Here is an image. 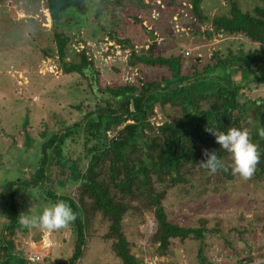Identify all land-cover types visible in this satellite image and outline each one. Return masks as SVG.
<instances>
[{
	"label": "trees",
	"instance_id": "obj_1",
	"mask_svg": "<svg viewBox=\"0 0 264 264\" xmlns=\"http://www.w3.org/2000/svg\"><path fill=\"white\" fill-rule=\"evenodd\" d=\"M134 1L145 17L156 18L152 21L155 22V26H152L154 33L162 30L157 23L160 12L162 14L176 8L170 15L171 19L177 8H181L198 24L208 22L209 27L204 31L208 39L224 36L264 45V0H216L215 6L219 7V12L213 16L204 7L205 0H161L164 8L150 5L145 0ZM85 3L86 0H46L53 27L58 28L64 23L67 11L82 10ZM154 8L158 9L159 16L152 15ZM139 16V13H135L132 20L143 27L148 40L138 47L130 39H116L123 51L130 48L127 53L128 65L139 73L135 81L102 86L100 71L94 61L88 59L85 50L77 53L78 63L64 65L67 73L78 70L85 75V71L91 72L98 88V101L90 109L85 107L84 101L72 105L80 114L78 119L61 122L62 127L44 135L46 140L41 141L40 162L30 178L0 184V199L10 210L8 223L0 232V264H10L13 254L19 255L14 243L22 227L18 222V184L22 188L42 186V194L46 198L69 201L77 213L74 247L64 264H82L96 237L95 218L98 215L109 221L101 238L110 243L122 264H144L134 253V243L125 231L124 220L130 210L142 215L145 209L153 212L156 222L155 230L147 238L151 246L166 252L174 239L184 241L196 238L200 241V263L208 264L204 257L205 238L210 232L208 221L203 218L198 226H183L169 219L164 205L170 188L178 185L193 188L192 178L196 175L213 176L201 166V161L205 159L204 149L216 151L224 162L230 157L216 143L215 136L205 129L209 127L225 133L230 127L248 129L246 121L250 120V138L259 145L261 152L255 176L264 181V138L259 135L260 129L264 128V99L253 102L241 99V81L247 78H235L244 68L259 69L261 62H264V49L258 52L246 50L241 42L236 52L231 46L226 47L227 53L221 48L213 51L211 61L206 64L201 63L198 55L190 61L191 54L186 55L183 51L167 55L161 48V36L152 40L144 25L145 19ZM194 33L199 35V30L193 28ZM111 37L114 38L113 35ZM55 39L59 58L63 61L69 38L63 36L62 32H56ZM188 63L192 64L188 67ZM152 69H166L168 73L150 74L149 70ZM252 79L264 83V75ZM168 104L179 108L180 116L171 121L155 123L152 118L156 115L157 105L163 108ZM81 137L84 146L82 156L72 157L71 148L67 153L66 146L78 142ZM225 165L227 170L219 172L231 178L228 173L231 168ZM52 178L68 188L75 185L76 193L68 196L58 194L51 187L44 189V183L51 182ZM11 247L16 248L15 253L10 250Z\"/></svg>",
	"mask_w": 264,
	"mask_h": 264
},
{
	"label": "rangeland",
	"instance_id": "obj_2",
	"mask_svg": "<svg viewBox=\"0 0 264 264\" xmlns=\"http://www.w3.org/2000/svg\"><path fill=\"white\" fill-rule=\"evenodd\" d=\"M145 1L150 5L156 3V0ZM203 4L211 16L219 12L216 0H205ZM222 5L226 6L225 3ZM174 9L160 12L157 20L162 30L156 34L163 38L159 41L167 55L191 51L190 61L198 55L201 63L206 64L211 61L213 51L221 48L227 53L226 47L231 46L236 52L241 42L246 50L258 52L264 49V45L249 40L224 36L208 39L204 34L209 27L208 22L198 24L181 8H177L173 15H177V20L170 19ZM135 13H139V17L145 19L144 25L152 30L155 26L152 21L156 18L145 17L136 8L134 0H86L82 10L67 11L64 23L58 28L53 27L46 0H0V184L26 179L35 172L41 158V141L46 140L44 135L62 127L61 122H71L80 116L72 105L84 101L85 107L90 109L97 103L98 88L91 72L85 71L89 77L86 78L81 71L67 73L64 69L66 63L79 62L78 52L85 50L88 59L94 61L100 71L102 86L136 80L138 70L132 69L127 62L130 48L123 51L122 45L116 41L118 38L130 39L141 47L148 40L143 27L132 20ZM193 28L199 30V35L192 34ZM56 32H62L69 38L63 61L57 51ZM191 64L188 63V67ZM261 65L260 71L244 68L237 73L239 77L235 78H247L241 81V99L251 102L264 99V83L252 79L264 75V62ZM149 72L154 75L168 73L166 69ZM179 116V108L169 104L163 108L157 105L152 120L160 124ZM246 124L251 137L250 120ZM69 148L72 157L82 156V137L66 146L67 153H70L67 151ZM225 163L231 168L228 172L231 178L222 172L209 177L198 174L192 178L193 188L190 185L170 188L164 201L173 222L191 227L198 226L200 219L208 221L210 232L205 238L204 251L208 264H214L212 254L216 248L233 255L236 260L264 255V181L255 174L248 180L233 174L231 156ZM56 180L52 178L51 182H45L44 189L51 187L58 194L68 196L76 193L75 185L68 188ZM42 189V186L31 189L16 187L20 215L27 213L33 205L32 214H40L44 205L58 201L46 198ZM8 217L9 207L0 199V232L8 223ZM108 225L109 221L103 220L101 215L95 218L96 237L82 264H122L110 243L101 238ZM74 226L55 232L19 228L14 238L19 255L13 254L10 264H30L31 256L40 257L34 264H64L74 247ZM155 227L153 212L149 209H145L142 215L130 210L125 216V231L134 243V253L144 264L148 258L151 259L149 264H201L199 240L174 239L170 249L162 252L151 246L147 239ZM10 250L15 253L16 248L11 247Z\"/></svg>",
	"mask_w": 264,
	"mask_h": 264
},
{
	"label": "clouds",
	"instance_id": "obj_3",
	"mask_svg": "<svg viewBox=\"0 0 264 264\" xmlns=\"http://www.w3.org/2000/svg\"><path fill=\"white\" fill-rule=\"evenodd\" d=\"M205 131L214 135L221 149L230 154L233 174L239 175L244 180L251 179L261 161V152L259 145L252 142L249 131L236 127H230L226 133L209 127ZM259 135L264 138V128L260 129ZM203 156L205 159L201 161V166L210 175L227 170L224 160L216 151L204 149ZM34 207L33 205L27 213L19 216L18 222L24 229H36L41 232L60 231L69 228L78 218L71 205L64 200L49 202L43 206L40 214H32ZM30 264H34V260L30 261Z\"/></svg>",
	"mask_w": 264,
	"mask_h": 264
},
{
	"label": "built area",
	"instance_id": "obj_4",
	"mask_svg": "<svg viewBox=\"0 0 264 264\" xmlns=\"http://www.w3.org/2000/svg\"><path fill=\"white\" fill-rule=\"evenodd\" d=\"M156 5H160L161 8H164V3L161 0H156ZM159 13L157 8H154L153 10V16H157ZM175 20H177V15L174 16ZM146 25V22L144 23ZM191 51H186V55H190ZM213 263L214 264H264V255L255 256V257H247L244 260H236L233 255H230L228 253H224L220 248H216L215 252L212 254ZM29 260L32 261H39L40 257L38 256H31L29 257ZM151 259L148 258V261ZM145 260L146 264H149V262Z\"/></svg>",
	"mask_w": 264,
	"mask_h": 264
},
{
	"label": "water",
	"instance_id": "obj_5",
	"mask_svg": "<svg viewBox=\"0 0 264 264\" xmlns=\"http://www.w3.org/2000/svg\"><path fill=\"white\" fill-rule=\"evenodd\" d=\"M148 33L152 37V40H156L157 39L156 33H154L151 29H148Z\"/></svg>",
	"mask_w": 264,
	"mask_h": 264
},
{
	"label": "crops",
	"instance_id": "obj_6",
	"mask_svg": "<svg viewBox=\"0 0 264 264\" xmlns=\"http://www.w3.org/2000/svg\"><path fill=\"white\" fill-rule=\"evenodd\" d=\"M34 173V172H33ZM28 178H30V177H28ZM9 182H14V181H9ZM17 186H19V187H21V185L20 184H18V185H16V187ZM40 187V186H39ZM22 188V187H21ZM31 189V187H25L24 189ZM0 198H1V193H0ZM9 215H10V210H9Z\"/></svg>",
	"mask_w": 264,
	"mask_h": 264
}]
</instances>
